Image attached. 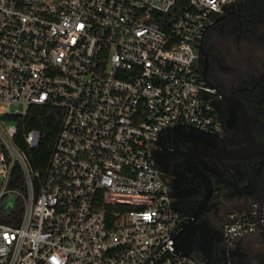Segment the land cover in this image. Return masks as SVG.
<instances>
[{
	"label": "built area",
	"instance_id": "2783aa9c",
	"mask_svg": "<svg viewBox=\"0 0 264 264\" xmlns=\"http://www.w3.org/2000/svg\"><path fill=\"white\" fill-rule=\"evenodd\" d=\"M237 0H0V264H206L177 252L178 216L151 151L160 132H220L197 69L205 30ZM31 107L62 110L44 171ZM19 167L25 190L9 188ZM13 195V205L3 202ZM9 216V217H8ZM232 211L229 240L259 230Z\"/></svg>",
	"mask_w": 264,
	"mask_h": 264
},
{
	"label": "flooded vegetation",
	"instance_id": "af4514ba",
	"mask_svg": "<svg viewBox=\"0 0 264 264\" xmlns=\"http://www.w3.org/2000/svg\"><path fill=\"white\" fill-rule=\"evenodd\" d=\"M197 69L221 124L220 132L181 125L163 129L151 158L178 216V239L192 256L211 264H264L260 231L229 240L224 225L232 211L262 205L258 183L264 158L252 162L250 186L238 193L229 182L244 170L230 159L264 144V0H237L198 43Z\"/></svg>",
	"mask_w": 264,
	"mask_h": 264
},
{
	"label": "trees",
	"instance_id": "16d2710c",
	"mask_svg": "<svg viewBox=\"0 0 264 264\" xmlns=\"http://www.w3.org/2000/svg\"><path fill=\"white\" fill-rule=\"evenodd\" d=\"M62 110L53 107H31L28 116L25 118L26 128H38L42 131V140L36 149H28L21 139L17 141L28 152L33 161L36 170L44 171L48 165L49 157L51 155L58 131L61 123ZM9 188H17L25 190L24 177L19 167L12 170L10 180L8 182ZM11 208V217L6 218V209H0V221L4 223H17L23 214V202L21 199L14 201Z\"/></svg>",
	"mask_w": 264,
	"mask_h": 264
},
{
	"label": "water",
	"instance_id": "95a60500",
	"mask_svg": "<svg viewBox=\"0 0 264 264\" xmlns=\"http://www.w3.org/2000/svg\"><path fill=\"white\" fill-rule=\"evenodd\" d=\"M181 126V125H176ZM174 127V126H173ZM197 128V127H196ZM202 130V129H201ZM237 155L231 157L230 162L234 164L235 167H242L244 170L240 172L238 177H235L229 182L230 187L236 189L238 193H244L250 186V180L246 177V172L248 169H254L255 163L252 162L257 158H264V144H256L251 147H247L237 152ZM262 191V205L260 207V224L259 231L261 236L264 238V181L258 183ZM175 247L177 252L184 255H191L192 245L186 242H183L178 239L177 234H175ZM206 264H211L210 259L206 256L202 259Z\"/></svg>",
	"mask_w": 264,
	"mask_h": 264
},
{
	"label": "rangeland",
	"instance_id": "374dc122",
	"mask_svg": "<svg viewBox=\"0 0 264 264\" xmlns=\"http://www.w3.org/2000/svg\"><path fill=\"white\" fill-rule=\"evenodd\" d=\"M1 185H2V183H1V179H0V186ZM13 199H14V196L10 194V195H7L5 197L3 202H6V206L11 207L13 205Z\"/></svg>",
	"mask_w": 264,
	"mask_h": 264
}]
</instances>
